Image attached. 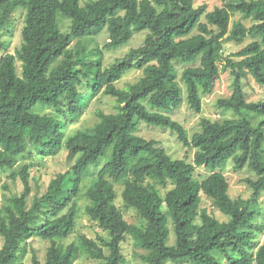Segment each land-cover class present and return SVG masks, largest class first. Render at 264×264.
I'll list each match as a JSON object with an SVG mask.
<instances>
[{
  "label": "trees",
  "instance_id": "1",
  "mask_svg": "<svg viewBox=\"0 0 264 264\" xmlns=\"http://www.w3.org/2000/svg\"><path fill=\"white\" fill-rule=\"evenodd\" d=\"M222 1L223 7L207 12L205 6L195 7L194 0H89L84 6L79 0H0V30L14 11L25 12L20 47L0 58V172L18 165L28 145L43 153L64 147L72 161L30 204L31 165L10 176L20 179L22 189L0 206V264L17 261L23 240L32 237L50 246L43 263L33 256L31 264H78L82 256L99 264H126L122 243L129 232L144 251V264H222L219 256L228 264H264V243L257 248L253 242L264 194V99L248 101L243 91L248 78L264 89V0ZM235 12L252 25L236 21L229 29ZM58 14L70 21L68 31L61 32ZM103 31L104 51L127 44L135 34L146 35L142 46L102 68L103 51L79 41ZM248 37L247 46L224 56L225 42L242 43ZM177 64L185 67L180 76ZM227 69L234 78L233 92L218 106L237 118L202 119L200 131L188 139L185 127L170 115L183 104L182 85L188 108L199 114L201 92L210 94L215 78ZM131 70L140 71V78L126 89L117 88ZM84 83L86 93L79 90ZM100 91L115 99L117 112H98V122L81 132L85 141L71 137L63 142L65 123L34 110L48 107L77 117ZM243 113L263 119L254 126ZM140 123L170 130L184 148L195 150L193 162L173 160L156 140L137 136ZM237 148L242 154L233 158L235 170L247 166L256 176L245 180L252 190L246 201L231 199L227 179L217 172L225 154ZM199 167L210 173L202 180L195 176ZM87 178L85 213L107 237L81 235L78 243L65 246ZM117 183L123 186L124 207L140 221L130 231L115 204ZM5 191L0 176V193ZM201 193L226 222L200 207Z\"/></svg>",
  "mask_w": 264,
  "mask_h": 264
},
{
  "label": "rangeland",
  "instance_id": "2",
  "mask_svg": "<svg viewBox=\"0 0 264 264\" xmlns=\"http://www.w3.org/2000/svg\"><path fill=\"white\" fill-rule=\"evenodd\" d=\"M89 0H79L80 6H84ZM247 2L252 0H245ZM254 1V0H253ZM195 7L205 6L206 11H213L215 8H221L224 6L222 0H194ZM25 12L21 9L14 11L9 21L0 30V43L2 44L0 48V58L4 54L14 55L16 50L21 45V30L23 27ZM205 21V20H203ZM236 21H241L245 26L252 25L251 19H243L242 14L235 12L232 14L229 29H231L232 24ZM57 23L60 27L61 32L68 31L70 21L60 14L57 15ZM145 32L135 34L133 38L125 45L112 50L104 51L103 45L107 41V34L103 31L98 36H89L86 39H81L79 41L80 45L87 46L89 49L97 47L103 51L102 68L109 67L117 59L122 58L131 49L142 46L145 39ZM252 41L251 38H246L242 43H235L232 41H227L223 45L224 56L233 55L237 53L242 48L247 46ZM77 41H74L71 47ZM233 60H238L232 57ZM223 63V62H222ZM220 64V69L222 67ZM17 72L20 74V64L16 62ZM178 76L185 68L181 64H177ZM141 76L140 71L131 70L126 73L115 86L119 89H126L129 85L135 83ZM233 76L231 71L227 69L226 71H221L219 76L215 78L212 92L210 94H204L201 92V112L196 114L192 112L185 101V87L180 84L183 88V104L182 106L173 111L170 115L173 120L180 122L186 130L188 139H191L194 133L200 131L201 120L208 119L210 121H222L224 119L237 118V115L231 110H224L218 106V100L230 98L233 92ZM79 90L83 93L87 92V86L84 83ZM202 91V90H201ZM243 91L246 95L248 101H259L264 99V89L260 87L252 78L243 80ZM37 106L34 108L41 115L54 116L65 123L63 128V142L73 137L78 141H85L86 138L81 133L87 128L92 127L96 122H98L97 113L103 112L105 114H113L117 112V103L114 98L106 96L100 91L96 96L89 100L86 108L77 117L64 116L57 113L53 108L43 107L39 108ZM244 116L248 117L254 126L263 119L260 117H255L243 113ZM146 140H156L159 145L166 151L167 155L171 159H183L186 158L188 162H193L195 150L184 148L176 139V136L167 129L160 127H154L147 125L145 123H140L138 126V131L135 133ZM264 149V148H263ZM242 151L237 148L234 153L225 154V163L221 169H217V172H221L228 181L229 191L228 194L233 200H249L252 195V190L249 188L246 179H255V173L245 166L241 170H235L234 166V156L241 155ZM264 156V155H263ZM27 164L31 165L29 168L30 180L29 185L31 189V194L29 197V204L34 199V197L42 195L49 186L51 180H53L58 174L66 172L72 165V161L67 157V150L62 147L54 153H43L40 148L33 147L32 145L27 146L25 154L20 157L18 165L13 169L5 170L0 172V176L4 184L7 185L8 191L0 193V206L4 203L5 199L10 197V195L17 194L22 189V183L19 178L13 180L10 178L12 174L18 173L21 166ZM100 166V165H99ZM98 166V167H99ZM96 169V168H95ZM94 172H97L98 169ZM210 173L203 167L196 168L195 176L200 180L204 179ZM90 183V179L87 178L83 181L81 185V190L78 198L76 199V204L78 206V217L76 221V226L74 228L73 234L62 241L63 245H68L72 242L78 243V238L81 235H85L90 239H97L98 236L107 237L106 232L99 229L96 222L91 221L85 213V206L88 204V199L84 196V192ZM116 189V206L121 210L123 218L128 224V230L133 229V225L139 224V219L136 212L133 209H126L124 207V202L121 197L123 186L120 184H115ZM161 192L165 193V189L161 188ZM260 214L256 218V223L260 226V229L255 232L254 244L258 248L264 243V194L261 195L258 201ZM201 208H205L211 215H213L218 221L226 222L227 217L222 215L217 211L212 201L201 193ZM173 243V235L171 234L170 244ZM1 245V240H0ZM50 243L48 241H43L41 239L32 237L31 239H24L20 245V251L17 254V261L11 264H31L33 256L43 263L45 261V256ZM122 251L126 259V264H144L140 256L144 253L140 248L136 246L135 239L131 232H129L127 239L122 243ZM256 248L252 250L254 254ZM108 254L107 251H105ZM219 261L222 264H228L227 259L224 256H219ZM78 264H99V262L90 260L85 256H82L78 261ZM166 264H186L182 262H167Z\"/></svg>",
  "mask_w": 264,
  "mask_h": 264
}]
</instances>
